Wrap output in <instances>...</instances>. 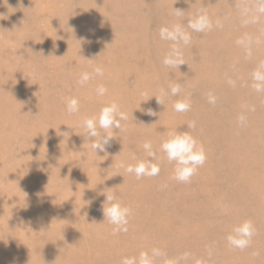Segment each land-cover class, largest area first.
Masks as SVG:
<instances>
[{"label": "rangeland", "instance_id": "rangeland-1", "mask_svg": "<svg viewBox=\"0 0 264 264\" xmlns=\"http://www.w3.org/2000/svg\"><path fill=\"white\" fill-rule=\"evenodd\" d=\"M257 7L0 0V264H122L141 252L152 264H264V91L252 87L253 72L264 71ZM201 10L212 26L193 31L188 21ZM177 24L190 40L179 45L184 64L167 67L172 42L160 29ZM85 72L91 78L81 84ZM170 84L180 86L177 96ZM70 97L77 112L68 111ZM178 99L187 111H175ZM113 102L128 118L109 130L106 152H96L81 122ZM169 131L204 148L187 182L161 150ZM145 160L158 164L157 175L120 167ZM106 195L129 209L126 231L103 217ZM245 221L250 243L233 247L227 237Z\"/></svg>", "mask_w": 264, "mask_h": 264}, {"label": "clouds", "instance_id": "clouds-1", "mask_svg": "<svg viewBox=\"0 0 264 264\" xmlns=\"http://www.w3.org/2000/svg\"><path fill=\"white\" fill-rule=\"evenodd\" d=\"M184 10L176 8V14L182 15ZM257 11L264 13V0H258ZM211 22L206 11H199L194 17L188 21V28L193 31L203 32L211 28ZM160 38L162 40L171 41L170 51L164 56L162 63L167 67H177L184 64L182 52L179 47L180 43L187 44L190 40V35L179 24L169 27H162L160 29ZM264 68V65L261 66ZM97 75H102L101 68L97 67L95 70ZM90 74L85 72L80 77V83H86L90 79ZM252 79L254 81L252 87L257 91H264V71L259 68L253 72ZM169 89L171 95L177 96L181 89L178 84H170ZM106 89L99 87L98 92L103 95ZM158 104L163 105L161 97L154 96ZM210 102H215V98L210 96ZM175 111L184 112L190 107L186 99H178L173 105ZM67 108L70 113L79 110V102L76 98L70 97L67 99ZM150 115H156L151 109L148 110ZM127 114L120 110L119 105L115 102L107 104L100 109L98 116L85 118L81 122V127L84 129L87 137L90 138V147L96 152H106L107 146L110 145L114 138L112 129H119L121 121L127 120ZM243 120V117H241ZM103 130V134L101 132ZM143 148L149 157H155L152 151L150 142H145ZM161 150L166 153L169 161H175V178L182 182H187L195 173L197 166L204 163L206 156L204 148L197 144V141L187 132L179 133L176 131H169L167 139L161 144ZM134 159V158H133ZM120 167L128 173H134L138 178L144 175L155 176L160 169L158 164L152 163L150 160L139 161L135 164H126L121 162ZM107 206L102 205L103 217L116 226L117 231H126L127 215L129 209L122 207L114 195H106ZM104 201V202H105ZM253 225L250 221H245L242 224L234 227L232 234H229L227 239L230 245L236 248L243 249L250 243L253 235ZM153 255H159V252L154 250ZM122 264H152L149 255L146 252H141L139 259L125 257ZM171 264V262H168Z\"/></svg>", "mask_w": 264, "mask_h": 264}]
</instances>
